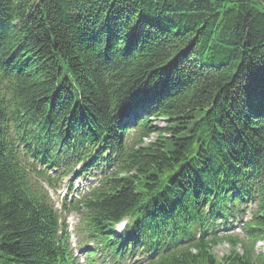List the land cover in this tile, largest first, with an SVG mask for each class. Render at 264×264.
<instances>
[{
	"label": "trees",
	"instance_id": "1",
	"mask_svg": "<svg viewBox=\"0 0 264 264\" xmlns=\"http://www.w3.org/2000/svg\"><path fill=\"white\" fill-rule=\"evenodd\" d=\"M36 159L113 168L65 207L112 260L264 264V0H0V264H78Z\"/></svg>",
	"mask_w": 264,
	"mask_h": 264
},
{
	"label": "rangeland",
	"instance_id": "2",
	"mask_svg": "<svg viewBox=\"0 0 264 264\" xmlns=\"http://www.w3.org/2000/svg\"><path fill=\"white\" fill-rule=\"evenodd\" d=\"M156 124H163V122L161 121H157ZM149 141H151L150 139H148ZM39 170L42 169L41 167H37ZM81 181L76 182L75 186ZM84 182V181H83ZM85 184H87L86 182H84ZM78 189V188H77ZM71 214L74 213H70V214H65L64 212H61V215L63 217H65V215H69L71 218L67 220V222L69 223V225H71L72 229L74 230L75 228V224L77 222L76 217L72 216ZM70 229V228H69ZM75 232V230H74ZM73 241H75V237L72 238ZM264 243H258L257 244V248L260 247L261 249H263ZM260 249V250H261ZM229 251V246L227 244H220L218 245L215 249H214V253L216 255V257L218 259H220L224 254H226Z\"/></svg>",
	"mask_w": 264,
	"mask_h": 264
}]
</instances>
